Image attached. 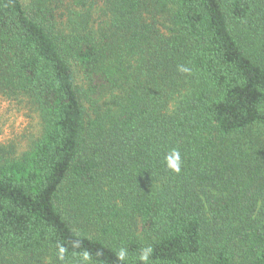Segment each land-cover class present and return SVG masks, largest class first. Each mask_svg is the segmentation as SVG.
I'll return each mask as SVG.
<instances>
[{
	"label": "trees",
	"instance_id": "obj_1",
	"mask_svg": "<svg viewBox=\"0 0 264 264\" xmlns=\"http://www.w3.org/2000/svg\"><path fill=\"white\" fill-rule=\"evenodd\" d=\"M22 99L0 264H264V0H0Z\"/></svg>",
	"mask_w": 264,
	"mask_h": 264
},
{
	"label": "rangeland",
	"instance_id": "obj_2",
	"mask_svg": "<svg viewBox=\"0 0 264 264\" xmlns=\"http://www.w3.org/2000/svg\"><path fill=\"white\" fill-rule=\"evenodd\" d=\"M42 123L40 113L28 109L23 99L0 100V146L12 145L20 153L28 151L43 132Z\"/></svg>",
	"mask_w": 264,
	"mask_h": 264
},
{
	"label": "clouds",
	"instance_id": "obj_3",
	"mask_svg": "<svg viewBox=\"0 0 264 264\" xmlns=\"http://www.w3.org/2000/svg\"><path fill=\"white\" fill-rule=\"evenodd\" d=\"M166 159L169 168L176 172L180 171L182 160L179 151L173 150V152L168 155Z\"/></svg>",
	"mask_w": 264,
	"mask_h": 264
}]
</instances>
